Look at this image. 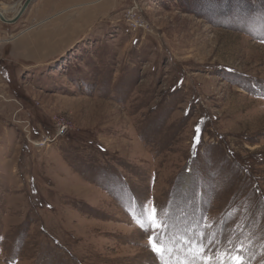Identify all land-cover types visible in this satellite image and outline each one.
I'll use <instances>...</instances> for the list:
<instances>
[{
    "label": "rangeland",
    "instance_id": "rangeland-1",
    "mask_svg": "<svg viewBox=\"0 0 264 264\" xmlns=\"http://www.w3.org/2000/svg\"><path fill=\"white\" fill-rule=\"evenodd\" d=\"M0 51V264H264V0H33Z\"/></svg>",
    "mask_w": 264,
    "mask_h": 264
},
{
    "label": "crops",
    "instance_id": "crops-1",
    "mask_svg": "<svg viewBox=\"0 0 264 264\" xmlns=\"http://www.w3.org/2000/svg\"><path fill=\"white\" fill-rule=\"evenodd\" d=\"M103 12H104V8H101L100 13H103ZM57 36H59L58 31L49 27L48 29H44L43 31H37V32L33 33L32 36L22 37L17 44V48L22 50L21 53H23V55L26 52H28V53H31V52L35 53L36 52L37 53L36 55H38V54H40L42 47L46 48L47 50L50 49V47L55 48L56 47L55 42H56ZM42 38L47 40L43 46L41 44V42L43 41ZM2 53L3 52L0 51V55ZM5 54H7V53H5ZM33 57H35V55H33ZM0 69L2 72H5L4 70H6V69L8 70V66H5V64L3 63V58L0 59Z\"/></svg>",
    "mask_w": 264,
    "mask_h": 264
},
{
    "label": "snow or ice",
    "instance_id": "snow-or-ice-1",
    "mask_svg": "<svg viewBox=\"0 0 264 264\" xmlns=\"http://www.w3.org/2000/svg\"><path fill=\"white\" fill-rule=\"evenodd\" d=\"M197 133H199V126H197L196 129ZM197 142H198V137L196 138ZM153 211L155 212L156 216L159 215V211L156 210L155 208L153 209ZM140 216L143 218L144 222L139 224V227L141 228V230L147 234L148 232L153 230V224L154 221L149 218L147 211H146V206L142 205L141 206V211H140ZM158 230V229H157ZM149 246L152 248L153 251H155L158 255H162L164 249L162 247L157 246V244L155 243V238L154 237H149ZM234 264H244V260L243 257L241 256H235L233 258Z\"/></svg>",
    "mask_w": 264,
    "mask_h": 264
},
{
    "label": "water",
    "instance_id": "water-1",
    "mask_svg": "<svg viewBox=\"0 0 264 264\" xmlns=\"http://www.w3.org/2000/svg\"><path fill=\"white\" fill-rule=\"evenodd\" d=\"M32 1H33V0H26V1L23 3V5H22V7L20 8V10L18 11V13L16 14V16L13 17V18H7V17L4 15V12H2V11L0 10V18H1L3 21L8 22V23H13V22L17 21V20L21 17V15L24 13V11L27 9V7L31 4Z\"/></svg>",
    "mask_w": 264,
    "mask_h": 264
}]
</instances>
